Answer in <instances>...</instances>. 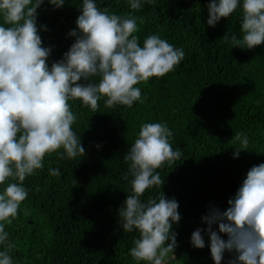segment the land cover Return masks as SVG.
Returning <instances> with one entry per match:
<instances>
[{
    "label": "trees",
    "instance_id": "1",
    "mask_svg": "<svg viewBox=\"0 0 264 264\" xmlns=\"http://www.w3.org/2000/svg\"><path fill=\"white\" fill-rule=\"evenodd\" d=\"M65 3L54 11L38 9V22L49 29L42 39L54 45L50 60L73 39L66 33L75 26L81 0ZM207 3L144 0L140 9H131L126 0H97L101 9L142 17L135 33L141 44L157 33L185 55L174 70L139 82L142 100L131 107H108L105 97L95 110L78 98L69 101L77 115L72 128L86 151L71 159L45 154L44 167L23 181L28 196L6 225L19 264H137L128 248L138 233L120 228L117 210L130 194L127 149L139 126L153 121L167 123L173 131L170 143L181 151L172 164L157 169L164 184L146 189L142 197L163 191L179 201L181 220L173 226L178 243L168 264H214L207 243L191 246L190 234L206 226L201 215L207 205L227 207L247 169L264 161V44L234 47L224 35L242 36L239 9L212 27L205 23ZM236 131L249 137L238 157L232 155L239 143L232 139ZM49 168L61 174L53 176Z\"/></svg>",
    "mask_w": 264,
    "mask_h": 264
},
{
    "label": "clouds",
    "instance_id": "2",
    "mask_svg": "<svg viewBox=\"0 0 264 264\" xmlns=\"http://www.w3.org/2000/svg\"><path fill=\"white\" fill-rule=\"evenodd\" d=\"M126 2L140 9L144 0ZM65 5V0H0V264H19L11 254L16 244L6 225L28 196L25 178L44 167L45 154L56 152L65 159L85 154L81 136L72 128L77 115L69 101L78 98L95 110L105 97L108 107H131L142 100L139 82L174 70L185 55L182 47L157 33L145 36L141 44L135 33L142 17L81 0L75 26L66 33L71 44L50 60L54 45L42 39L49 29L38 22V9L54 11ZM206 7L205 23L212 27L239 9L242 36L224 35L234 47L264 44V0H208ZM172 135L166 122H144L124 157L130 194L117 213L123 231L138 233L128 248L137 264H168L169 254L175 256L179 201L163 191L142 199L146 189L164 184L157 169L181 156L170 143ZM232 139L239 142L232 153L238 157L247 150L249 137L236 131ZM48 172L61 174L59 168ZM201 221L206 226L191 232L190 244L204 248L207 243L214 264H264V161L247 169L227 207L210 203Z\"/></svg>",
    "mask_w": 264,
    "mask_h": 264
}]
</instances>
